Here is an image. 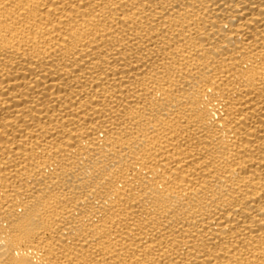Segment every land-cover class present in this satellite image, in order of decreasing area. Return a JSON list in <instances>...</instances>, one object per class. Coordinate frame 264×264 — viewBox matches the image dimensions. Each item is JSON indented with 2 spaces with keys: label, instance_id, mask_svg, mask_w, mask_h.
I'll return each instance as SVG.
<instances>
[{
  "label": "bare ground",
  "instance_id": "6f19581e",
  "mask_svg": "<svg viewBox=\"0 0 264 264\" xmlns=\"http://www.w3.org/2000/svg\"><path fill=\"white\" fill-rule=\"evenodd\" d=\"M0 264H264V0H0Z\"/></svg>",
  "mask_w": 264,
  "mask_h": 264
}]
</instances>
